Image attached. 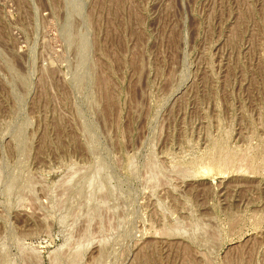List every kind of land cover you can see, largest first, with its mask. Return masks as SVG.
<instances>
[{
	"label": "rangeland",
	"instance_id": "374dc122",
	"mask_svg": "<svg viewBox=\"0 0 264 264\" xmlns=\"http://www.w3.org/2000/svg\"><path fill=\"white\" fill-rule=\"evenodd\" d=\"M0 264H264V0H0Z\"/></svg>",
	"mask_w": 264,
	"mask_h": 264
}]
</instances>
